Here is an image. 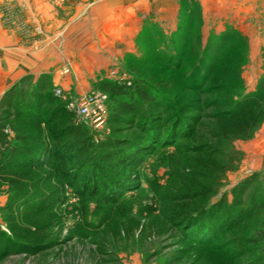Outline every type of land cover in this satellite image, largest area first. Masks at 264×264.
Listing matches in <instances>:
<instances>
[{
  "label": "rangeland",
  "instance_id": "rangeland-1",
  "mask_svg": "<svg viewBox=\"0 0 264 264\" xmlns=\"http://www.w3.org/2000/svg\"><path fill=\"white\" fill-rule=\"evenodd\" d=\"M101 1L0 0V104L27 80L18 90L29 100L46 89L42 111L72 113L7 121L25 140L15 143L23 163L0 167V264H264L254 242L264 223V0H167L179 11L175 32L139 20L132 54L103 52L112 67L92 73L81 64L90 38L76 26ZM151 2L157 11L165 0ZM16 52L37 70L13 82L26 61L11 63ZM106 84L146 86L158 101L139 100L127 117L137 95H110ZM95 93L123 116L108 119V106L102 128L84 120L71 105ZM151 115L180 121L185 138L146 145ZM77 124L87 127L79 153L67 129ZM134 149L148 153L132 159ZM202 205L206 214L179 227L184 210ZM213 227L214 245L191 240Z\"/></svg>",
  "mask_w": 264,
  "mask_h": 264
},
{
  "label": "trees",
  "instance_id": "trees-1",
  "mask_svg": "<svg viewBox=\"0 0 264 264\" xmlns=\"http://www.w3.org/2000/svg\"><path fill=\"white\" fill-rule=\"evenodd\" d=\"M162 56V55H161ZM161 58L163 59H169V60H173L172 59V55L170 56V58L162 56ZM23 81H27V80H23ZM19 82L17 84L14 85V87L10 90H8L2 101L0 104V111L4 114V117L0 116V167L2 168V170H5L7 168H9V165L11 164V162H15L17 164H22V159L21 157L23 156V152L22 150H19L17 148V144H15L17 141H21V140H25L23 138H21L20 136H16L11 137L9 132H8V124L7 121H9V118H11V116L14 118H19V119H30L31 117H39L38 119L41 120V116L44 114L46 116H49L48 120L49 122H47L48 124H52L56 121H58V119H60L64 114H66V110L67 112L72 115V113H70V111H68L69 109H67L66 107L62 109L56 107L53 110H49V111H42V103L39 102V100L42 96V94L45 92V90L43 91H38L37 93H33L32 95H34L33 97L29 99H27V94L26 92H23L21 90H18L21 87V84L23 83ZM21 89V88H20ZM135 90L134 92L132 90ZM18 90V91H17ZM104 90H108L106 92H108L110 95L111 93H114L117 96H126L129 99H133L134 95H137V99L138 101H135L134 103H132V105H128L125 106L126 109L125 111L128 112V115H126L127 117L129 116H135L138 111V108L140 107L138 105L137 102H139V100L148 103V104H153V102L157 103L158 98L156 96V94L154 93V91L151 92V89H149L146 86H136L134 87V89L132 87H128L126 85H122V86H116V85H108L106 84L105 89ZM111 92V93H110ZM41 94V95H40ZM50 96L52 94H49ZM48 96V97H50ZM43 101V100H42ZM110 101H111V96L109 98V116L108 119H112L115 120L117 117L121 118L122 112L119 113V111L116 113L114 112V109L110 106ZM249 107V106H248ZM66 109V110H65ZM158 109H160V105L158 107ZM11 110V111H10ZM62 110V111H61ZM115 116V117H114ZM138 116V115H137ZM154 115L149 116V118L147 119V123L143 124V128H145V130L142 132H144V134L148 135V142L146 143V145H148V143H152L157 144L159 141H163V145L161 146L162 148L166 147V143L170 142L171 139L175 138L176 136L181 135L179 132V126H180V121H175L172 123L171 126H167V124L163 123L162 120L158 121L156 120V117H153ZM126 119V118H125ZM149 122L151 123L149 125ZM71 126V125H70ZM152 126V128H151ZM150 127V128H149ZM170 128V129H169ZM70 132V137L72 136L74 138V143L73 146H80L79 148V152L84 150V142H82L81 140L83 139L81 137V134H83V130L87 129L86 126H82L80 124H77L73 127H68L67 128ZM169 129V131H168ZM186 136V134H185ZM185 136L181 135V137L185 138ZM123 144H120L119 148L125 146ZM126 146H131V144L126 143ZM136 145V144H135ZM129 148V147H128ZM131 148V147H130ZM143 148V147H142ZM63 150V149H62ZM135 151V149H134ZM54 152V151H53ZM50 153L47 152V155L50 156V158H55L56 160L62 162L60 159H62V157H65V153H62V151H58L59 154H61V156L55 154V153ZM148 153L146 150L144 151V149H139L138 151L136 150L135 153H131L130 157L133 159L135 156H137L139 153ZM31 158V156H30ZM24 165H29V164H24ZM193 211V209H192ZM205 209L202 205L201 209H198L197 211H193L190 212L189 209H187V211L184 210V212L182 213L181 216V220H180V226L181 228H186L189 227L190 225L189 223L195 220H198L199 218H196L197 216H200L199 214L202 213V215L206 214ZM204 212V213H203ZM245 211L241 212V215L244 214ZM204 217V216H203ZM237 216H234L233 219L228 220V225L230 227H228L227 230H230L234 227V224L238 223L240 220L235 218ZM236 221V222H235ZM233 223V225H232ZM188 224V226H186ZM184 228V229H185ZM189 230V229H188ZM187 231V230H186ZM187 233V232H186ZM218 230L216 227H213L212 229H209L207 232L205 233H201L199 234V232L195 235V237H190L191 240L193 241H197L196 243L204 246V245H208V246H212L214 245V243L218 242ZM185 236L189 237L188 234H185ZM254 242H259V243H264V223L263 226L261 227V229L256 233V237L254 239ZM221 248V247H220Z\"/></svg>",
  "mask_w": 264,
  "mask_h": 264
},
{
  "label": "crops",
  "instance_id": "crops-1",
  "mask_svg": "<svg viewBox=\"0 0 264 264\" xmlns=\"http://www.w3.org/2000/svg\"><path fill=\"white\" fill-rule=\"evenodd\" d=\"M157 1L160 4V0ZM168 4L169 1L165 0L164 6H159L157 11H153L151 0H102L98 4H95L89 10L86 23L76 26V28L80 27L78 30L81 33H87L81 35L85 36L81 40H89L90 38V43L87 45L88 49L84 53L86 60L81 63L84 64L83 67L86 71L97 73L106 71L112 67L114 60L112 57L114 56L106 55L104 57L103 52L110 55L118 54L119 60L123 59L126 55L132 54L134 48L132 47L131 40L136 38L139 29L136 25L139 24V20L141 21V25L146 21L149 25L153 24V27H160L164 33L169 30L170 33L175 32L178 29V22L175 17H177L176 15L179 11L174 4H171V6ZM115 14L117 15L115 16ZM153 17H156L157 20L153 19ZM117 18L120 19L119 25L114 28L112 26V19L116 20ZM91 23L97 25H90ZM104 23H109V25H104ZM110 23L112 24L110 25ZM93 28L97 29V31H94ZM80 32L78 33L80 34ZM99 46L101 47V54L98 51ZM116 48L119 51H116ZM16 54L18 53H14L16 56L15 61H11V63L19 65L16 60H19L17 57H20ZM30 58L24 59L26 61L22 65L25 69H18L19 67L13 66L12 70L14 69L15 74V77L12 79L13 82L22 79L31 71L36 72L35 63ZM20 60H23V58H20Z\"/></svg>",
  "mask_w": 264,
  "mask_h": 264
},
{
  "label": "built area",
  "instance_id": "built-area-1",
  "mask_svg": "<svg viewBox=\"0 0 264 264\" xmlns=\"http://www.w3.org/2000/svg\"><path fill=\"white\" fill-rule=\"evenodd\" d=\"M108 96L95 93L90 96H84L76 107L71 105L72 108H77L78 114L91 123L96 128H102L106 124V118L108 113V106H106Z\"/></svg>",
  "mask_w": 264,
  "mask_h": 264
}]
</instances>
